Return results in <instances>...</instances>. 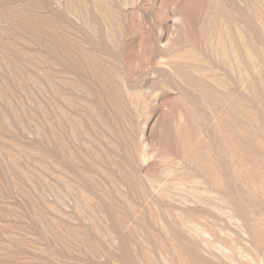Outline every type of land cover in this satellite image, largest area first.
<instances>
[{
	"label": "rangeland",
	"instance_id": "rangeland-1",
	"mask_svg": "<svg viewBox=\"0 0 264 264\" xmlns=\"http://www.w3.org/2000/svg\"><path fill=\"white\" fill-rule=\"evenodd\" d=\"M0 264H264V0H0Z\"/></svg>",
	"mask_w": 264,
	"mask_h": 264
}]
</instances>
